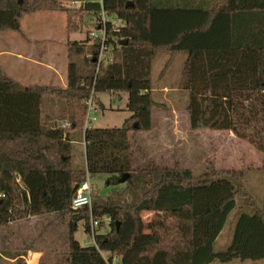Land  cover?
<instances>
[{
    "label": "trees",
    "instance_id": "16d2710c",
    "mask_svg": "<svg viewBox=\"0 0 264 264\" xmlns=\"http://www.w3.org/2000/svg\"><path fill=\"white\" fill-rule=\"evenodd\" d=\"M101 7L122 24L106 23L110 55L96 69L100 40L91 30L83 42L66 40L68 56L84 57L79 65L68 59L64 86L22 85L0 68V225L26 215H61L67 264H106L98 248L119 264H264V203L238 206L230 241L215 246L236 195L243 194L241 169L194 175L149 160L139 146L145 164L133 165L130 138L152 127L153 56L168 52L167 65L184 51L179 86L189 90L190 127L229 129L264 152V0H101ZM53 9L64 11L66 33L83 23L72 19L81 12L91 14L97 28V1L71 8L60 0H0V30L18 31L22 14ZM96 90L125 91L130 113L119 126L84 123L85 99ZM43 95L63 102L68 125L46 123ZM70 129L83 130L81 166L70 161ZM86 172L105 173L109 183L127 176L118 194L92 191L90 210L71 209L74 185ZM141 210L154 211L148 222ZM104 216L109 219L100 230ZM89 217L100 229L81 245L72 234L78 220L88 233Z\"/></svg>",
    "mask_w": 264,
    "mask_h": 264
},
{
    "label": "rangeland",
    "instance_id": "374dc122",
    "mask_svg": "<svg viewBox=\"0 0 264 264\" xmlns=\"http://www.w3.org/2000/svg\"><path fill=\"white\" fill-rule=\"evenodd\" d=\"M63 5L75 8L77 5L72 0H60ZM72 19L83 23L78 25L75 31L68 33L67 39H75L83 42L88 35V31L94 27L91 14L82 13L75 15ZM79 23V22H78ZM21 32L26 35H34L38 41L35 49L38 53L44 51L40 38L46 32H52L59 37L66 33L65 13L60 9L36 10L25 13L20 18ZM97 29V28H96ZM6 36V37H5ZM22 37L17 30L7 29L0 31V47L10 46V41ZM42 47V48H41ZM88 53L86 52L85 55ZM104 55L109 57L110 51L104 50ZM83 55H71L68 59L74 60L76 64H81ZM186 57V52L178 51L171 57L169 63L165 64L169 58L165 51L155 53L151 62V96L154 103L151 107L152 127L149 130H136L130 133L133 143V165H144L145 159L140 152L135 149L139 146L149 160H153L161 165L172 166L178 164L182 168H188L194 175L211 170H237L244 172L242 178L243 194L236 195V205L229 213L219 235L215 246L222 248L231 239L234 225V212L238 206H243L246 210H251V206L245 204L253 201L254 206L261 207L264 203V170L262 161L264 152L255 147L246 139L236 136L229 129L197 128L192 129L189 125L187 103L189 100V90L181 88L179 85L181 71ZM7 67L4 70L7 72ZM49 83H57L55 80H48ZM162 83L166 88H162ZM47 85V84H45ZM60 86L58 84H54ZM118 94V95H117ZM112 94L107 90H96L91 95V108L88 111L86 124L93 127L119 126L122 120L130 113L125 108L126 93L119 91ZM102 101L103 107L100 106ZM44 112L50 111L46 123L52 126L60 124L65 119V112L61 114V104L63 102L52 95H43ZM55 112V113H54ZM85 120V119H84ZM85 123V122H84ZM70 161L74 166L83 164V143L80 136L75 133L70 134ZM105 173H95L90 175V182L93 191L99 195L118 194L122 187V182L109 183ZM249 199V200H247ZM154 211L141 210L139 215L142 221L148 222ZM47 218H38L32 226L33 232L46 228ZM102 218L101 229L105 228ZM51 229L58 233L60 240H63L66 224L64 220H58V216L51 221ZM146 231V229H144ZM63 235V237H62ZM73 237L81 244L86 245L92 237L83 228L82 220H78L73 231ZM107 256V253H105ZM113 263H118L117 259ZM223 264V263H213Z\"/></svg>",
    "mask_w": 264,
    "mask_h": 264
},
{
    "label": "crops",
    "instance_id": "0c3cea01",
    "mask_svg": "<svg viewBox=\"0 0 264 264\" xmlns=\"http://www.w3.org/2000/svg\"><path fill=\"white\" fill-rule=\"evenodd\" d=\"M18 32L21 33L22 37L11 40L10 46L0 47L2 72L22 85L58 84L64 86L68 62L66 47L68 33L56 37L54 33L46 32L40 37L44 39L40 42L44 45V51L38 53L35 46L39 44L38 41L40 40H37L34 35H26L21 32V29ZM4 66H8L7 72L4 70ZM51 79L57 83L46 82ZM162 88H166L163 83ZM109 92L117 94L119 91ZM98 101L103 105L102 101L99 99ZM61 106V114L63 115L64 106L62 104ZM47 115L48 117L51 116L50 111L47 112ZM61 119L63 120V118ZM72 133H75L76 136L79 135L80 141L83 143V130L70 129L69 134ZM57 216L58 220H63L61 215L47 212L38 215H26L22 219L9 220L5 224H1L0 264H67L65 235L63 240H60L58 233L51 229V221ZM41 217L47 218L45 220L48 222L46 228L33 232L32 226Z\"/></svg>",
    "mask_w": 264,
    "mask_h": 264
},
{
    "label": "built area",
    "instance_id": "2783aa9c",
    "mask_svg": "<svg viewBox=\"0 0 264 264\" xmlns=\"http://www.w3.org/2000/svg\"><path fill=\"white\" fill-rule=\"evenodd\" d=\"M72 1L75 5H78L80 3V0H72ZM87 1H97L100 6V11L97 15L98 18L97 29H93L89 32L92 37H99L100 40L98 50L95 56V69H96L99 61L102 58L106 57V55H104V50L106 49V45L104 43V40L106 38V23H109L112 28L116 29L119 25L122 24V21L115 14L104 12L101 7V0H87ZM85 103H86V114H85L84 122L86 123V118L88 117V111L91 108L94 109V106L91 105V96L85 99ZM66 125H68V122L64 119L60 121L59 125L56 126L63 127ZM92 191H93V186L90 182V175L86 172L84 178L80 182L76 183V186L73 189V193L69 201V207L71 209H76L81 206H86L90 210ZM104 218L106 220L109 219L108 216H104ZM97 224H98L97 218L89 217L88 233L90 234L91 237L94 233ZM92 241L93 239L91 240V242ZM98 251L106 264H114L113 260L114 259L118 260L117 256L115 255L109 256L107 251L103 249L98 248ZM105 253H107V256L105 255ZM116 264H119V261Z\"/></svg>",
    "mask_w": 264,
    "mask_h": 264
},
{
    "label": "water",
    "instance_id": "95a60500",
    "mask_svg": "<svg viewBox=\"0 0 264 264\" xmlns=\"http://www.w3.org/2000/svg\"><path fill=\"white\" fill-rule=\"evenodd\" d=\"M17 1H20V0H17ZM92 59H94V57H92ZM126 176H127V173L126 172H123L118 178H117V181L118 182H122V181H124L125 180V178H126ZM76 186V184L74 185V187Z\"/></svg>",
    "mask_w": 264,
    "mask_h": 264
}]
</instances>
